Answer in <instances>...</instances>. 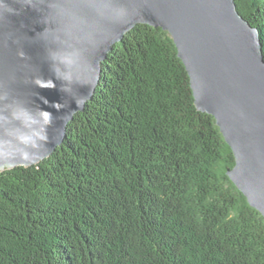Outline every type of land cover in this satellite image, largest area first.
<instances>
[{"label":"trees","instance_id":"obj_1","mask_svg":"<svg viewBox=\"0 0 264 264\" xmlns=\"http://www.w3.org/2000/svg\"><path fill=\"white\" fill-rule=\"evenodd\" d=\"M257 27L264 0H235ZM167 31L130 29L67 134L0 172V264H264V218Z\"/></svg>","mask_w":264,"mask_h":264},{"label":"water","instance_id":"obj_2","mask_svg":"<svg viewBox=\"0 0 264 264\" xmlns=\"http://www.w3.org/2000/svg\"><path fill=\"white\" fill-rule=\"evenodd\" d=\"M140 23L173 39L196 108L232 150L231 181L264 218V54L235 0H0V172L37 164L62 144L100 63ZM53 36L69 59L86 50L91 86L57 79Z\"/></svg>","mask_w":264,"mask_h":264},{"label":"clouds","instance_id":"obj_3","mask_svg":"<svg viewBox=\"0 0 264 264\" xmlns=\"http://www.w3.org/2000/svg\"><path fill=\"white\" fill-rule=\"evenodd\" d=\"M125 11V17L128 18L127 10ZM53 43L57 45L55 49L49 52V59L52 64V71L56 75L57 79L64 82L66 85L71 84L73 81L81 84L82 86L89 87L94 83V80L87 78V70L85 65L90 62L85 51H77L76 59H69L66 55L62 54L61 43L59 37L53 36ZM91 47V45H89ZM67 91V88H65ZM82 103V101H79ZM50 115V114H49Z\"/></svg>","mask_w":264,"mask_h":264}]
</instances>
